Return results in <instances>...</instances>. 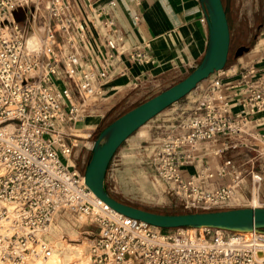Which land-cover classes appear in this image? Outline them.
<instances>
[{
	"label": "built area",
	"instance_id": "built-area-1",
	"mask_svg": "<svg viewBox=\"0 0 264 264\" xmlns=\"http://www.w3.org/2000/svg\"><path fill=\"white\" fill-rule=\"evenodd\" d=\"M118 1L0 0V264L51 256L50 227L67 211L97 226L90 264H264V231H164L97 200L83 170L67 163L65 132L104 94L113 61L125 48L114 12ZM17 9L22 14L13 17ZM200 20L207 22L205 11ZM127 59L152 61L149 43L132 46ZM223 74L215 71L199 85L188 116L160 139L152 157L154 172L184 212L245 203L238 166L226 180L230 158L183 175L200 143L223 136L227 140L217 152L250 147L255 156L247 162L262 168L245 174L255 191L264 181V132L251 130L264 112V63L233 70L228 78ZM233 137L254 143L229 142Z\"/></svg>",
	"mask_w": 264,
	"mask_h": 264
},
{
	"label": "crops",
	"instance_id": "crops-1",
	"mask_svg": "<svg viewBox=\"0 0 264 264\" xmlns=\"http://www.w3.org/2000/svg\"><path fill=\"white\" fill-rule=\"evenodd\" d=\"M223 1L227 19L230 17L237 22L242 18L250 24L251 17L248 12L251 0L247 1L246 5L240 2L241 0ZM262 9L264 12V7ZM72 11L78 16L81 15V10L77 7H73ZM114 12L117 23L125 34V48L113 61L104 94L96 97L88 106L87 114L65 132V140L70 147L66 161L82 170L86 164L85 155L91 150L93 142L88 138L111 113L141 97H150L151 93L163 90L182 79L200 61L206 49L208 29L207 23L200 20L204 8L199 0H120ZM261 40L264 41V38ZM146 42L149 43L152 61H129L128 50L135 45L143 46ZM257 45L258 42L253 55H235V63L225 65L223 75L228 78L233 70L243 69L250 63H264V45L260 49ZM199 84L197 89L200 88ZM257 118L258 121L252 122L251 130L264 132V112L257 115ZM80 131L82 133H79ZM84 131L86 133H83ZM226 140L225 137L219 136L215 141L200 143L197 157L183 169V175L187 176L189 172L204 165L217 167L230 158L232 165L227 169L226 180L232 176L236 166L244 174L238 186V193L245 200L241 206H252L254 199L256 206H264V181L255 191L249 176L245 174L249 168H262L257 162H247L248 158L255 156V151L250 147H240L236 150L227 148L223 152H217ZM238 140L247 141L249 146L254 143L250 137H233L229 142Z\"/></svg>",
	"mask_w": 264,
	"mask_h": 264
},
{
	"label": "rangeland",
	"instance_id": "rangeland-1",
	"mask_svg": "<svg viewBox=\"0 0 264 264\" xmlns=\"http://www.w3.org/2000/svg\"><path fill=\"white\" fill-rule=\"evenodd\" d=\"M247 1L250 0H241L240 2L246 5ZM251 1V6H249L250 11L248 12L251 17L250 24L242 18L237 22L230 19V17L228 18L230 45L226 66L235 63L237 58L235 53L239 46L244 45L248 48L240 56L253 55L256 43L259 41L262 42L261 39L264 38V12L262 9L264 7H262L264 0ZM244 12L246 13V10ZM263 45L259 44L257 48L260 49ZM211 76L212 74L201 81L199 85L208 82ZM159 90L157 91L160 92L161 90ZM199 92L200 90L195 87L181 99L140 126L119 146L112 156L105 174L106 188L116 199L153 212H184L175 196L170 192H166L165 184L154 172L152 168V157L160 139L169 131L175 129L188 116L193 106L192 100ZM156 93H151L149 96L151 97ZM148 98L141 97L135 102L124 106V108L116 109L109 115L107 120L103 121L104 123L100 125L99 129L97 127L88 139L93 141L103 126L110 120L112 121L118 114L127 111ZM79 133L82 132L80 131ZM83 133L86 132L84 131ZM90 153L91 150L85 155L86 162L90 157ZM169 229L171 228H162V230L167 232L170 231ZM96 233L97 226L93 222H90L83 214L69 211L60 212L53 221L48 234L49 239L55 245L54 255H52L57 258L63 257L65 252H68L71 248L70 246L76 245L80 251L78 257L81 259L84 257L86 264H90L89 245ZM77 249H73L72 251L75 252ZM76 258L74 256V259ZM71 261L68 259L65 260V263L71 264Z\"/></svg>",
	"mask_w": 264,
	"mask_h": 264
},
{
	"label": "water",
	"instance_id": "water-1",
	"mask_svg": "<svg viewBox=\"0 0 264 264\" xmlns=\"http://www.w3.org/2000/svg\"><path fill=\"white\" fill-rule=\"evenodd\" d=\"M199 1L206 13L208 29L206 49L202 58L182 79L120 114L99 131L92 142L90 157L83 170L84 181L111 209L155 227H209L241 232L262 230L264 206L160 213L119 201L110 195L105 185V174L112 156L133 132L226 65L230 30L222 0ZM247 49L244 45L239 46L235 55H241Z\"/></svg>",
	"mask_w": 264,
	"mask_h": 264
},
{
	"label": "bare ground",
	"instance_id": "bare-ground-1",
	"mask_svg": "<svg viewBox=\"0 0 264 264\" xmlns=\"http://www.w3.org/2000/svg\"><path fill=\"white\" fill-rule=\"evenodd\" d=\"M22 14V10L20 9H17L15 10L13 13H12V16L13 17H19L20 15ZM32 34V31L30 30L29 32V35ZM32 36V35H31ZM263 42V41H262ZM261 41L258 42V45L259 44H262ZM32 42H30L31 44ZM93 193V192H92ZM93 196L99 200L100 202L106 204L104 201H102L100 198H98L94 193H93ZM257 202L256 200L254 199L253 200V205H256ZM107 205V204H106ZM108 206V205H107ZM109 207V206H108ZM113 210V209H112ZM115 211V210H113ZM116 212V211H115ZM71 245V244H69ZM71 248L68 250V252H65L64 256L63 257H60V258H57L56 256H49L48 258L44 259V260H40V261H30L28 264H66L65 263V260H72L71 261V264H86V260L84 257H82V259L80 257H78V255L80 254V251L77 249V246L76 245H72L70 246ZM73 249H77V251L73 252L72 250ZM74 256L77 257L76 259H74ZM73 258V259H72ZM84 258V260H83ZM86 259H87V256H86ZM70 263V262H69Z\"/></svg>",
	"mask_w": 264,
	"mask_h": 264
},
{
	"label": "trees",
	"instance_id": "trees-1",
	"mask_svg": "<svg viewBox=\"0 0 264 264\" xmlns=\"http://www.w3.org/2000/svg\"><path fill=\"white\" fill-rule=\"evenodd\" d=\"M222 3H223V6H224V9H225V11H226V15H227V10H226V7H225V4H224V1L222 0ZM109 165V164H108ZM109 192V191H108ZM110 193V192H109ZM110 195H112L111 193H110ZM114 198H116L114 195H112ZM218 209H226V208H216V209H213V210H218ZM262 230H264V228L262 229Z\"/></svg>",
	"mask_w": 264,
	"mask_h": 264
}]
</instances>
